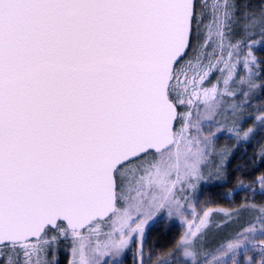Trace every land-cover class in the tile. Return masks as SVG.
<instances>
[{
    "label": "snow or ice",
    "instance_id": "6c2138e0",
    "mask_svg": "<svg viewBox=\"0 0 264 264\" xmlns=\"http://www.w3.org/2000/svg\"><path fill=\"white\" fill-rule=\"evenodd\" d=\"M225 133L259 157L226 235ZM261 168L264 0H0V264H264Z\"/></svg>",
    "mask_w": 264,
    "mask_h": 264
},
{
    "label": "trees",
    "instance_id": "16d2710c",
    "mask_svg": "<svg viewBox=\"0 0 264 264\" xmlns=\"http://www.w3.org/2000/svg\"><path fill=\"white\" fill-rule=\"evenodd\" d=\"M228 135V133H225L217 142L218 152L228 149V154L224 159L226 171L221 173L223 178L219 177L215 181H207L200 196L199 207L204 211H211L214 216L228 217L227 214L231 215L239 212L244 205L246 197L249 203L253 202L252 192L242 190L237 177L243 179L244 188H247L251 182L247 178V173H251L252 168L259 163V157L257 156L256 160L250 163L249 159L252 157L255 149L247 148V155H245V147L242 146L237 149L235 141L229 140ZM253 145H255V141H253ZM237 169H240V171H237ZM260 171L264 172V168H261ZM259 174L256 173L257 176ZM254 187L257 190L259 189L258 185ZM255 201L260 202L261 197L257 195ZM220 216L219 219L221 220ZM178 232L179 230H176L175 227L169 231V227L165 224L157 225L152 228L149 234V245L158 246L157 251H159V248L168 244L171 237Z\"/></svg>",
    "mask_w": 264,
    "mask_h": 264
},
{
    "label": "rangeland",
    "instance_id": "374dc122",
    "mask_svg": "<svg viewBox=\"0 0 264 264\" xmlns=\"http://www.w3.org/2000/svg\"><path fill=\"white\" fill-rule=\"evenodd\" d=\"M219 177L218 176H213L212 179H206L205 180V184L207 181H215L217 180ZM204 184V185H205ZM200 207L198 206L197 208V211L200 212ZM201 216H202V212L200 213ZM247 215V214H245ZM220 216V215H219ZM219 216H214L213 213L211 211H209V220L211 221V223L214 225L213 227V234L216 233L217 231V227L218 226H224V225H227V227H223V232L222 234H230L236 227H238V225L236 223H233V221H236L238 219L237 216H231L230 214H227L228 217L226 216H220L221 220L219 219ZM189 220L190 222L192 223H195V224H199V221L198 220H195L193 217H189ZM160 224H165L167 227H169V224L167 221H164V222H160V223H157L155 225H153V228L157 225H160ZM176 230H179V232H182L186 229L187 225H185V228H181L180 227V223L177 222L176 225L174 226Z\"/></svg>",
    "mask_w": 264,
    "mask_h": 264
}]
</instances>
